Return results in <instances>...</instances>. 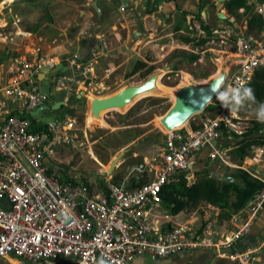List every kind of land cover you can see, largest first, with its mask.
<instances>
[{"label": "built area", "instance_id": "obj_1", "mask_svg": "<svg viewBox=\"0 0 264 264\" xmlns=\"http://www.w3.org/2000/svg\"><path fill=\"white\" fill-rule=\"evenodd\" d=\"M247 1L262 21L255 35L249 32L247 21L241 31L237 26L236 31H206L202 21L194 37L206 40L201 48L204 52L233 56L232 65L222 70L227 87H246L255 71L264 66V0ZM120 11L124 12L125 6ZM91 69L83 70L86 81L92 78L88 75ZM46 71L51 73L49 78ZM42 80L67 99L77 97L70 84L80 81L61 73L59 59L39 51H30L0 69V260L17 258L29 264H56L73 259L76 264H135L147 259L158 263L184 252L215 250L233 263L253 264V255L264 247V237L257 246L245 250L237 249L236 244L250 235L264 209V165H260L264 154L263 148L255 147L250 151L253 155L242 163L234 165L230 161V150L219 141L224 136L243 134L237 113L231 114L215 98L194 129L183 126L167 132L159 157L133 170L136 186L116 183L110 174L89 182L86 177L48 166L59 146L77 142L63 121L35 125L42 112L36 117L30 113L49 106L52 96L51 91L49 95L41 92ZM41 127L42 131H34ZM204 149L210 162L243 171L262 188L241 211L230 216L228 228L220 225L215 216H207L197 226L185 223L167 227L170 222L169 215L161 209L162 189L179 175L188 184L193 182L198 157ZM222 227L224 234L219 233ZM228 248L231 254L219 253Z\"/></svg>", "mask_w": 264, "mask_h": 264}, {"label": "rangeland", "instance_id": "obj_2", "mask_svg": "<svg viewBox=\"0 0 264 264\" xmlns=\"http://www.w3.org/2000/svg\"><path fill=\"white\" fill-rule=\"evenodd\" d=\"M225 2L0 0V69L36 50L41 55L59 59L61 73L80 81V84H70L77 97L73 94L67 106L57 111H43L35 122L43 126L49 121H63L68 124V133L76 138L75 145L63 144L56 149L50 167L98 180L102 179L101 171L108 174L111 158L126 150L120 159L123 160L146 134L151 133L149 136L154 138L161 135L158 138L164 140L167 131L160 120L174 105L177 91L190 85L206 86L220 75V70L223 72L232 65L231 54L204 52L181 42V37H196L202 21L208 29L236 31L234 26H237L241 31L247 17L239 11L228 14ZM122 6H125L124 12L120 11ZM219 13L225 16L224 21L218 19ZM250 33L255 35L256 31ZM192 57L198 60L191 63ZM137 61L152 66L154 71L147 77L146 68L133 74ZM87 68H92V74H88L92 78L86 81L82 73ZM46 74L48 78L51 76L49 71ZM153 74L158 75L156 90L124 109L103 112L99 119L90 117L91 100L111 97L126 87L138 86ZM40 90L49 95L51 87L41 85ZM57 98L50 96L49 101ZM204 114L206 112L194 116L184 126L192 128ZM237 114L243 134L233 135L236 143L243 135L264 136V123L256 120L250 108ZM227 145L232 146L231 142ZM261 148L264 150L263 146ZM229 155L235 160L234 150ZM139 162L138 158L128 160L126 166L136 168ZM260 165H264V161ZM205 167L204 170L217 176L231 177L237 171L225 169L218 161L207 162ZM135 175L130 186H136ZM186 213L190 214L191 210ZM56 264L74 263L60 260Z\"/></svg>", "mask_w": 264, "mask_h": 264}, {"label": "trees", "instance_id": "obj_3", "mask_svg": "<svg viewBox=\"0 0 264 264\" xmlns=\"http://www.w3.org/2000/svg\"><path fill=\"white\" fill-rule=\"evenodd\" d=\"M224 8L228 14L243 10V14L247 17L249 32L258 31L262 28L261 19L253 13L247 0H226ZM205 30L207 31L208 28H205ZM181 42L192 48L201 49L204 48L206 40L181 37ZM197 60L198 57H192L190 62L193 63ZM145 68L146 77L154 71L152 66L148 67L146 63L137 61L133 74ZM246 87L254 90L258 101H264V66L255 71L252 82ZM194 128L195 126H192V129ZM42 130L43 127L34 129V131ZM258 146L264 147L263 135H258V133L243 135L238 138L234 149L235 156L239 161H243L247 157L248 151ZM231 177L235 180V183L225 184L219 179L212 178L211 172L199 170L195 173L193 182L188 184L184 176L179 175L163 187L161 209L169 216H177L184 211L195 209L200 203H206L220 211V221H227L233 213L241 211L262 188L258 181L252 179L243 171L237 170Z\"/></svg>", "mask_w": 264, "mask_h": 264}, {"label": "crops", "instance_id": "obj_4", "mask_svg": "<svg viewBox=\"0 0 264 264\" xmlns=\"http://www.w3.org/2000/svg\"><path fill=\"white\" fill-rule=\"evenodd\" d=\"M55 97H58V98L51 101L50 105L53 102H65L66 103L68 101V99L61 93L60 94L56 93ZM150 134H146L141 139L142 142L139 143L138 147L132 148V152L130 154L125 155L124 159L120 160L115 165L114 169L112 170V172L110 174L112 177V180L114 182H116V183L124 182L126 185H129L131 183V180L133 179L132 175L134 174L133 170L135 168H130V167L126 166V162L128 160H133V159L138 158V159H140L139 164L144 163V162L153 163V161L159 157L160 148L163 144V139L160 140L159 138H161L162 136L158 135V136H155V138H154L153 136H149ZM227 142L228 143L231 142L232 146L229 147L227 145ZM237 142H238V140H237ZM219 144L222 145L224 148H227L228 150H230L229 152H231L232 150H234L236 148L237 143L235 142L234 136H226V137H222V139L219 141ZM258 147L261 148L262 146H258ZM250 151L251 150H249L248 153H250ZM207 153H208L207 149H204L202 152H200V155H199L198 161H197V166H196L197 171L204 170V168L206 169L205 164L207 162L208 163L210 162L207 158ZM248 153H247V157L245 159H248L250 157L248 155ZM263 154H264V150H263ZM116 156L111 158V162L115 159ZM229 158H230V161L234 165H238L239 163H242V161H239L236 158V156H235V160H237V162H238L237 164H236V161L233 159L232 156L229 155ZM52 161L53 160H51L49 162V165H48L49 168H53L52 166L50 167V165L52 164L51 163ZM110 166H111V164H110ZM110 166H109V168H110ZM224 168L228 169L226 167H224ZM101 173H103V174H101V176H103L104 172L101 171ZM80 176H82V175H80ZM82 177H86L89 182H93V181L97 182L98 181L97 179H95L93 177H87V176H82ZM186 212L187 211H184V212L178 214L177 216H169V222L170 223H167L166 226L169 227L170 225H173V224H185V223H193V224H195V226H197L198 222H200V221L203 222V220L207 216H210V217L215 216V217H217V220H218L220 225L221 224L226 225L228 228V220L227 221H224V220L220 221L219 220L220 211L216 207L211 206L209 204L200 203L197 206V208H195V210H191L190 214L187 215ZM201 213H204V215H202ZM220 230H222V232H220ZM224 230H225L224 227L220 228L219 233L224 234ZM263 237H264V209L259 214L257 220L255 221L250 235L247 238L237 242L236 248L245 250L246 248L257 246V244L259 243V241ZM253 259H254L253 264H264V247L257 250V252L253 255ZM64 260H72L73 263L76 264V262L73 259H64ZM22 262L27 263L26 261L19 260L17 258H9L7 260H0V264H13V263L24 264ZM27 264H29V263H27ZM96 264H105V263L99 261ZM135 264H236V263L229 261L226 257L219 256L215 250H204V251L203 250H196V251H192V252H184L181 254H177L174 256L167 257L165 259L160 260L158 263H152L147 259H139L138 261L135 262Z\"/></svg>", "mask_w": 264, "mask_h": 264}, {"label": "water", "instance_id": "obj_5", "mask_svg": "<svg viewBox=\"0 0 264 264\" xmlns=\"http://www.w3.org/2000/svg\"><path fill=\"white\" fill-rule=\"evenodd\" d=\"M218 19L220 21L225 20L223 13H219ZM219 76H223L225 78L226 74L225 72H222ZM157 78L158 75L153 74L144 83L138 86L126 87L111 97L95 99L91 104V115L93 117H99L103 112L115 111L128 107L134 100L143 98L154 91ZM216 78L212 79L208 85L203 87L190 85L180 88L175 95L174 105L160 120V124L163 129H165L167 132L174 131L184 126L194 116L202 114L215 99L214 94H211V87ZM42 83L45 86H49L46 81L42 80ZM149 85H151V87H149ZM51 95L52 97L56 95L55 90L52 87ZM65 106H67L65 102H53L50 106H44L31 112L30 115L31 117H36L40 112L48 110L57 111ZM125 152L126 150L120 151L115 159L111 162L108 174H111L115 165L120 161ZM211 177L219 179L225 184L235 183V180L230 176H217L216 174H211ZM94 192H97V188H95ZM5 204L6 203H4V205ZM231 252L232 250L229 248L221 249L219 251L220 254L226 255L231 254Z\"/></svg>", "mask_w": 264, "mask_h": 264}, {"label": "clouds", "instance_id": "obj_6", "mask_svg": "<svg viewBox=\"0 0 264 264\" xmlns=\"http://www.w3.org/2000/svg\"><path fill=\"white\" fill-rule=\"evenodd\" d=\"M211 94L220 102L223 108L235 114L244 109H251L256 120L264 123V101H258L255 92L250 87H227L225 78L218 76L211 87Z\"/></svg>", "mask_w": 264, "mask_h": 264}, {"label": "bare ground", "instance_id": "obj_7", "mask_svg": "<svg viewBox=\"0 0 264 264\" xmlns=\"http://www.w3.org/2000/svg\"><path fill=\"white\" fill-rule=\"evenodd\" d=\"M157 81H158V78H157V80H156V82H155V90L157 89V88H156V86H157ZM94 100H95V99H93V100L90 101V110H91V104H92V102H93ZM125 108H126V107H125ZM90 110H89V111H90ZM116 111H117V110H116ZM90 117H91V118H94V119H99V118H100V116H99V117H93V116L91 115V112H90ZM180 128H181V127H180Z\"/></svg>", "mask_w": 264, "mask_h": 264}, {"label": "snow or ice", "instance_id": "obj_8", "mask_svg": "<svg viewBox=\"0 0 264 264\" xmlns=\"http://www.w3.org/2000/svg\"><path fill=\"white\" fill-rule=\"evenodd\" d=\"M149 87H151V85H149Z\"/></svg>", "mask_w": 264, "mask_h": 264}]
</instances>
